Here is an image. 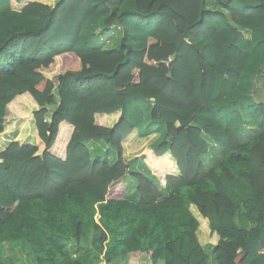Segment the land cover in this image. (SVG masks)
I'll return each mask as SVG.
<instances>
[{
    "label": "trees",
    "instance_id": "trees-1",
    "mask_svg": "<svg viewBox=\"0 0 264 264\" xmlns=\"http://www.w3.org/2000/svg\"><path fill=\"white\" fill-rule=\"evenodd\" d=\"M215 1L0 0V250L24 241L35 264H80L67 240L98 232L105 264H264V101L247 133L233 96L264 74V0ZM115 25L117 46H90ZM137 99L161 141L127 160Z\"/></svg>",
    "mask_w": 264,
    "mask_h": 264
},
{
    "label": "rangeland",
    "instance_id": "rangeland-1",
    "mask_svg": "<svg viewBox=\"0 0 264 264\" xmlns=\"http://www.w3.org/2000/svg\"><path fill=\"white\" fill-rule=\"evenodd\" d=\"M49 4H53V0H48L46 1ZM208 6L209 4L206 3ZM218 8V7H217ZM113 30L111 32H100L97 37L95 38V40L91 43L90 46H94V47H98V48H102V49H112L115 46L118 45L119 40L121 39V35H122V29L119 25H115L112 27ZM243 34H245L247 37L249 36L247 31L243 30ZM234 97H236L239 102H240V108H241V112L244 118V122L246 125V132H252L254 131V126L252 124L251 119L249 118L248 114H247V107L249 104H253V103H257V102H262L264 101V76H257L254 78H248V77H244L241 79L240 81V85L239 88L237 89V91L233 94ZM148 102V101H146ZM149 103H147L148 105ZM145 115V110L141 109V114L140 116H144ZM143 131L140 135H136L130 145L134 146L133 148H129V151H126V157L128 159L130 158H134L136 156H138L145 148L151 147L156 145L159 141H161L160 139V135H159V131L158 130H152L149 128V125L147 123V119H145L143 122ZM252 135V134H251ZM246 138H248L247 135H245ZM251 137V136H249ZM103 145V146H102ZM86 146L89 148L91 154H92V158H96V159H103L107 162H112L114 156H115V151L114 150H110L106 145L104 144H97V143H92V142H87ZM133 150V152H132ZM215 151H217V147L215 146H211L209 147V154L206 158V166L207 167H212L216 161L218 160V157L215 153ZM219 156V153H218ZM125 157V155H124ZM138 167L135 168V161L131 162V166L133 168V170L139 171L142 174H144L145 176H147L149 179L151 178L152 180L156 181L157 183H159V179L157 178V176L154 174V172L149 168V166H147V164H145L142 160H138L137 164ZM164 185V183H162L160 186ZM130 192L128 195V198H132L134 196V189H133V184L132 183H128ZM164 188V186H162ZM132 200V199H130ZM238 225L239 226H243L242 222L238 221ZM201 232V231H200ZM204 234V233H203ZM99 236L98 232L95 233H89L87 237H85L84 241H86L87 239H91V240H95L97 237ZM206 237V236H205ZM201 239V238H200ZM205 240L208 242L209 239L208 237L205 238ZM26 243L23 242H14V243H10L8 247V249H4L2 248L0 250V264H4V256H6L4 253L9 252L10 253V258L13 261L14 264V260L18 259L19 256L23 257V253H22V249L25 247H27L25 245ZM201 244L204 246V248L207 250V248L205 247V242L203 240H201ZM214 252V250H212ZM210 253V250H208V252H206V254Z\"/></svg>",
    "mask_w": 264,
    "mask_h": 264
},
{
    "label": "crops",
    "instance_id": "crops-1",
    "mask_svg": "<svg viewBox=\"0 0 264 264\" xmlns=\"http://www.w3.org/2000/svg\"><path fill=\"white\" fill-rule=\"evenodd\" d=\"M36 1H39L41 3H46V4H49L47 3L46 1L48 0H36ZM56 2V0H53V4ZM216 3L215 0H208V4L210 7L214 6ZM113 30V28L110 29L109 32H111ZM247 31V30H246ZM248 35H249V31H247ZM264 76V74L262 75ZM148 102H146V100L144 99H137L136 100V104L137 106H139V109H140V114H141V109L145 110V115L144 116H140V122H139V127H138V132L139 134L142 133L143 131V121L145 119H147V123L149 125V128L152 129V130H158L159 131V135L161 134V131H162V128L154 123L151 122V120L149 119V109L151 107L150 104L147 105ZM206 138H204V140L206 141V143H208V145L210 146V142H212L211 138H209L208 136L204 135ZM210 139V140H208ZM92 143H97V144H104L102 142H94V141H91ZM90 143V142H89ZM213 143V142H212ZM214 144V143H213ZM86 145V143H85ZM105 145V144H104ZM215 145V144H214ZM103 146V145H102ZM108 147V146H107ZM134 147V146H132ZM216 147V145H215ZM110 150L111 148L108 147ZM128 148V147H127ZM127 148L125 150V159L127 160H130L126 157V151H127ZM217 152V153H216ZM217 157H220V155L218 156V149L217 151H215ZM206 158H207V155L206 157L204 158V162L205 164H207L206 162ZM115 161V156L112 160V162H109V163H113ZM138 161V160H137ZM137 161H135V168H137L138 166L136 165L137 164ZM151 179V178H150ZM152 180V179H151ZM154 181V180H153ZM128 197V196H127ZM134 201H138V196L136 193H134V196L132 198H130ZM85 239V238H84ZM91 239H87L86 241L83 240V244L85 243V245L83 246H73V241H70V240H67L66 242V252L76 261H78L80 264H105V261H104V258H103V249H101L99 247V245L96 243L95 240H92V242H89ZM22 253H23V257L22 256H19L18 259H15L14 260V264H35V262L32 260V256L28 254V250H25V249H22ZM29 262V263H28ZM128 261H127V258L126 257H118L116 258L112 264H127ZM144 264H151L150 262H148V260L145 261Z\"/></svg>",
    "mask_w": 264,
    "mask_h": 264
},
{
    "label": "water",
    "instance_id": "water-1",
    "mask_svg": "<svg viewBox=\"0 0 264 264\" xmlns=\"http://www.w3.org/2000/svg\"><path fill=\"white\" fill-rule=\"evenodd\" d=\"M173 59H174V54L171 56V60H173ZM168 75L170 76L171 75V72H168ZM150 99H151V101H154V98L153 97H151Z\"/></svg>",
    "mask_w": 264,
    "mask_h": 264
}]
</instances>
